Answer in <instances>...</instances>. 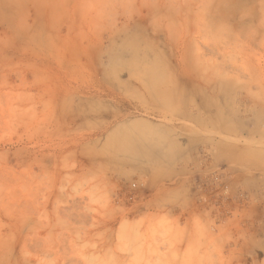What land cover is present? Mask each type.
I'll return each instance as SVG.
<instances>
[{
    "label": "rangeland",
    "instance_id": "obj_1",
    "mask_svg": "<svg viewBox=\"0 0 264 264\" xmlns=\"http://www.w3.org/2000/svg\"><path fill=\"white\" fill-rule=\"evenodd\" d=\"M0 264H264V0H0Z\"/></svg>",
    "mask_w": 264,
    "mask_h": 264
}]
</instances>
